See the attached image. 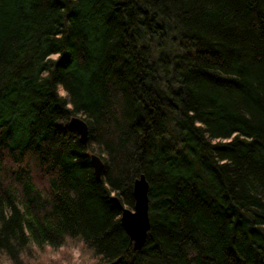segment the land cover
<instances>
[{
    "label": "trees",
    "instance_id": "16d2710c",
    "mask_svg": "<svg viewBox=\"0 0 264 264\" xmlns=\"http://www.w3.org/2000/svg\"><path fill=\"white\" fill-rule=\"evenodd\" d=\"M140 173L134 249L110 196L131 207ZM67 243L91 264H264V0H0V264Z\"/></svg>",
    "mask_w": 264,
    "mask_h": 264
},
{
    "label": "water",
    "instance_id": "95a60500",
    "mask_svg": "<svg viewBox=\"0 0 264 264\" xmlns=\"http://www.w3.org/2000/svg\"><path fill=\"white\" fill-rule=\"evenodd\" d=\"M69 123L78 133L80 141L85 143L88 131L86 122L81 117L73 115L70 117ZM90 161L95 175L99 177L103 166L101 158L99 155L91 153ZM132 196L133 204L131 207L124 205L115 194H112L110 199L119 207L120 224L132 242V247L138 249L145 242L150 225L148 214V182L142 173L133 179ZM119 262L120 256L98 264H119Z\"/></svg>",
    "mask_w": 264,
    "mask_h": 264
},
{
    "label": "rangeland",
    "instance_id": "374dc122",
    "mask_svg": "<svg viewBox=\"0 0 264 264\" xmlns=\"http://www.w3.org/2000/svg\"><path fill=\"white\" fill-rule=\"evenodd\" d=\"M48 254L50 257L48 260L45 259L47 256L44 255L46 264H48L50 260L54 262L58 261V263L60 261L61 264H91L93 260L87 253L83 254L79 245L74 243H67L55 250H50Z\"/></svg>",
    "mask_w": 264,
    "mask_h": 264
}]
</instances>
